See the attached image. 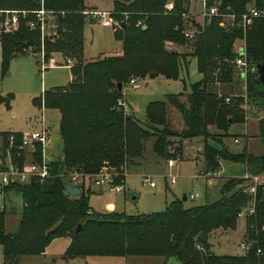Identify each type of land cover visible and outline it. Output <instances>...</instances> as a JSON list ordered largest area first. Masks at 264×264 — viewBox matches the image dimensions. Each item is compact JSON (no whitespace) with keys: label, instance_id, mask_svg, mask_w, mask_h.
Wrapping results in <instances>:
<instances>
[{"label":"trees","instance_id":"16d2710c","mask_svg":"<svg viewBox=\"0 0 264 264\" xmlns=\"http://www.w3.org/2000/svg\"><path fill=\"white\" fill-rule=\"evenodd\" d=\"M168 0H116L111 17L119 22L113 33L121 41L117 53L104 55L81 63L83 27L93 20L83 13L82 0H0V9L31 11L42 6L55 15L53 28L57 36L40 38L37 29H29L27 21L33 19L28 12L19 17L12 31H0V53L6 64L16 55L28 53L30 47H42L43 62L51 51H59L71 62L69 82L60 88L44 91L35 106L56 109L59 113L58 133L61 140V157L48 161L49 175L42 180L31 177L24 183L0 186L4 193L13 189L20 195L21 210L16 228L4 230L3 209H0V246L3 264H16L23 256L43 254L48 243L61 236L69 238L65 258L74 257H160L164 261L175 259L179 264H264V190L256 184L253 194L246 190L251 177L264 173V149L258 155L229 152L208 144V126H214L227 136L232 122L243 120L239 98H216L210 91L213 83L236 87L239 76L233 69L236 56L235 41H244L246 57L256 65L264 62V19L254 18L242 32L239 27L224 31L218 26V17L197 28L188 53H177L169 44H182L181 30L188 13L182 0H172V8L163 7ZM216 4L218 12L239 14L248 6L263 7L264 0H203V6ZM144 19V28L134 26ZM189 21H191L189 19ZM29 51V50H28ZM187 59L185 60V58ZM195 61L198 79L190 84L186 100L182 93L166 94L164 99L146 105L145 120L139 122L131 113H123L116 106L120 98L116 84L131 76L147 77L151 72L166 79H177L189 59ZM64 61V62H65ZM81 64V65H80ZM244 93L249 105L264 97V87L257 74L245 76ZM2 99V98H1ZM2 101V100H0ZM7 104V103H5ZM172 106L180 114L182 128L169 127L166 109ZM258 137L264 147V119L258 122ZM7 134H3V151L7 147ZM201 137L202 170L218 169L220 160L240 162L245 176L228 177L221 184V196L211 203L184 207L174 198L163 210L127 215L93 210L88 204L89 185L101 169L116 173L112 185L123 183L124 170L135 163L144 152V143L151 139V151L160 157L169 155L166 146L169 138L179 144L184 139ZM20 134H13L10 161L18 168L26 160V151L18 149ZM180 146L172 157L181 158ZM17 152L16 156L13 153ZM32 159L40 160V147L35 143ZM72 174H78L80 189L77 196L64 191ZM244 214L245 241L251 243L243 256H214L209 252L207 236L216 230L234 229L239 213ZM80 229L74 232L75 225ZM201 233L205 241L197 239ZM259 250L256 254L255 251Z\"/></svg>","mask_w":264,"mask_h":264},{"label":"rangeland","instance_id":"374dc122","mask_svg":"<svg viewBox=\"0 0 264 264\" xmlns=\"http://www.w3.org/2000/svg\"><path fill=\"white\" fill-rule=\"evenodd\" d=\"M86 10L105 11L111 13L116 0H82ZM167 3V2H165ZM190 8L194 13L188 12L184 19L195 20V26L206 24L201 21L198 13L202 8V0H189ZM164 7V5H163ZM0 9V22L7 20V13ZM116 20L115 17H111ZM54 14L45 15L44 37L57 36V31L53 28ZM87 20L83 27V41L81 63L89 60L101 58L104 55L114 54L121 48V41L115 37L113 30L116 27L102 26L97 18ZM144 19H139L134 26L144 28ZM85 37V39H84ZM85 40V41H84ZM193 39H185L182 44H169L168 47L177 53H188ZM239 45L238 40L235 41ZM39 47H30L28 53L19 54L11 58L4 64L0 53V143L4 139L3 134L13 135L23 134L34 130H39L40 126L46 127L48 132V142L43 146L42 155L44 160L53 161L61 157V140L58 133L59 113L56 109H49L43 106H35L33 99H37L54 88L65 86L69 80L70 71L65 66V54L59 51H51L50 58L44 63H40ZM70 62H74L67 57ZM187 57L185 58V60ZM81 65V64H80ZM44 67V68H43ZM139 86L132 87L126 80L120 85V98L126 101L131 109L128 113L139 121L145 120V108L149 102L164 99L166 94L182 93L180 100L185 101V94L189 93L190 84L198 79L195 71V61L190 58L186 68H182L177 79H166L160 75L152 78L131 76ZM129 78V79H130ZM236 87L227 84L213 83L210 91L216 98H222L226 104L227 97L231 103L233 98H239L237 106L242 109L243 120L232 122L227 130V136L214 126H208L205 141L215 147L226 146L232 153L240 152L243 147L252 154H260L264 147L258 137V122L264 119V97L256 101V106L249 105V99L244 93L243 80L238 79ZM2 98V99H1ZM7 103V104H5ZM42 107V108H41ZM132 111V112H131ZM166 118L174 130L182 128L180 114L172 106L166 109ZM50 123L53 125L50 126ZM233 138L240 142L234 143ZM151 139L144 143L142 156L136 159L135 163L128 165L124 170L123 183L120 185L121 192L117 193L109 185L103 183L100 186L90 183L91 192L88 195V204L94 210L124 213L134 215L138 213L157 212L164 209L166 204L174 198H181L185 193H196L192 199L182 201L184 207L211 203L221 196V184L228 177L245 176L244 166L240 162L230 160H220L215 184L204 178L201 173L202 159L200 151L203 145L201 137L184 139L179 142L175 138H169L167 142L166 157H156L151 151ZM180 146L181 158L175 159V164L168 167L165 162L172 158L176 152L175 148ZM17 152L13 153L16 156ZM10 152L0 145V169L9 164ZM27 157L26 161L27 162ZM25 165V164H24ZM264 174V173H263ZM141 176H146L153 183L150 187L141 182ZM171 176L173 183L171 184ZM9 183H16L7 181ZM19 183V182H18ZM2 184H0L1 186ZM0 209H3L4 230L12 232L15 230L19 220L21 210L20 195L13 189L4 193L0 192ZM103 213V212H100ZM244 214L240 213L236 219L234 229L216 230L207 236L209 252L214 256H232L241 241H244ZM67 236L52 239L43 250V256H23L16 264H160L163 259L160 257H74L65 258L64 253L68 246ZM0 264H3L2 248L0 246ZM164 264H179L175 259L169 258Z\"/></svg>","mask_w":264,"mask_h":264},{"label":"built area","instance_id":"2783aa9c","mask_svg":"<svg viewBox=\"0 0 264 264\" xmlns=\"http://www.w3.org/2000/svg\"><path fill=\"white\" fill-rule=\"evenodd\" d=\"M171 5H168V3L164 4V9L166 11H169L171 9ZM1 12H5L9 15H7V20L0 22V31H12L15 30L18 26V19L19 17H24L26 13L30 12L33 15V19L27 21V26L29 29H37L40 34V38L42 39L44 37V28L46 26L45 24V15L47 13L51 14V10H45L40 6L38 9L31 10V11H25V10H4ZM83 13H86L92 18H97L99 23L103 26L108 27H116L118 25V22L111 18L109 12L105 11H94V10H88L84 11ZM188 13L184 14L186 16ZM199 17L201 18V21H205L208 23L211 17H218V26L222 28L224 31L230 30L232 27L236 26L239 27L242 32L250 25L252 19L254 18H263L264 19V6L263 7H255V6H248L243 12L239 14L234 13H222L218 12L216 4H211L208 7L202 8V10L198 13ZM191 21L187 20L184 24L183 29L181 30L182 36L185 39H193L194 35L197 32V28L193 26L192 22H195L193 18L190 19ZM203 25V23H202ZM200 25V26H202ZM39 58L41 59L40 63L43 62V51L42 47L40 48ZM233 63V69L235 73L239 76V79H242L244 82V78L249 73H256V67L255 65L246 57L245 48H244V41L243 38L240 41V44L236 47V56L232 60ZM65 66L70 68L71 62L70 60L65 61ZM44 68V67H43ZM71 78V75H70ZM128 84H130L132 87L137 88L139 86V83H137L133 78L128 79ZM226 101H228V98H225ZM116 106L120 108V110L123 113L129 112V105L122 100L121 98H118L116 101ZM42 108V107H41ZM262 112L264 113V109H262ZM48 132L46 127L40 126L39 130L30 131L27 133L20 134V144L17 146L18 149H22L26 151V157L27 162L23 163L20 168H18L15 164L11 163L9 160V164L4 167L3 169H0V184L5 185L7 184V181L10 182H19L24 183L27 182L29 178L35 177L39 180H42L43 178L48 177L49 170H48V162L44 160L42 155V149L43 146L48 142ZM234 143H239L240 141L237 138L232 139ZM7 147L6 151H8L11 148V145L13 143V135H8L7 137ZM38 144L40 147V160L35 161L31 158L30 153L34 151V145ZM10 159V157H9ZM175 159H179L178 157H172L166 160L165 164L168 167H172L175 164ZM26 161V160H25ZM25 164V165H24ZM204 178L207 180H210L212 178L217 177V173L215 171L212 172H204L202 174ZM116 176V173H113L110 170L101 169L97 174L94 175L92 179V183L96 186H100L103 183H106L109 185L111 189H115L117 193L121 192L120 185H112L113 178ZM252 184L249 185L247 188V192L249 194H253L255 190L256 184H261L262 189L264 190V176L260 175H254L251 177ZM68 184L72 186H76V183H79L78 174H72L69 178ZM173 178L171 176L170 183H173ZM141 182L147 184L148 186L152 187L153 183L149 180L146 176H141ZM196 193H189L186 195L187 199L194 198ZM252 211V206L247 207L243 209L240 213L246 214L250 213ZM239 213V214H240ZM251 249V243L248 241H241L239 245L237 246V250L234 255L236 256H243L249 253ZM256 254L259 253V250L255 251ZM43 255V254H41Z\"/></svg>","mask_w":264,"mask_h":264},{"label":"water","instance_id":"95a60500","mask_svg":"<svg viewBox=\"0 0 264 264\" xmlns=\"http://www.w3.org/2000/svg\"><path fill=\"white\" fill-rule=\"evenodd\" d=\"M255 67H256L257 79L261 83V85L264 87V62L257 63ZM154 76H156V73L154 72H151L147 75L148 78H152ZM116 88H117V91H120L119 82L116 84ZM50 126H52V123H50ZM64 191L70 196H77L80 193V189L77 186H72L68 183L64 184ZM186 199H187L186 194L183 193L181 195L180 200L185 201ZM79 229H80V224L77 223L74 227V232H77ZM197 239L201 241H205V237L201 233L197 235Z\"/></svg>","mask_w":264,"mask_h":264},{"label":"crops","instance_id":"0c3cea01","mask_svg":"<svg viewBox=\"0 0 264 264\" xmlns=\"http://www.w3.org/2000/svg\"><path fill=\"white\" fill-rule=\"evenodd\" d=\"M183 1V5L184 6H186V8H187V11L188 12H192V13H194V11H192L191 9H189L190 8V4H189V0H182ZM167 3H168V5H171V7H172V0H168L167 1ZM202 8H203V0H202ZM202 8H201V10H202ZM201 10H199V12L201 11ZM199 12H195V13H199ZM103 26V25H102ZM84 39H85V37H84ZM85 41V40H84ZM121 49V48H120ZM120 49L119 50H117V51H115V52H107V53H117L118 51H120ZM68 70H69V68H68ZM70 71V70H69ZM69 76H70V73H69ZM157 76V75H156ZM126 102V101H125ZM127 103V102H126ZM128 104V103H127ZM129 105V104H128ZM129 107H130V105H129ZM130 109H131V107H130ZM132 112V111H131ZM132 114V113H131ZM53 125V124H52ZM0 145H2V148H3V142L1 141V143H0ZM246 151H247V149H246ZM248 153H250L249 151H247ZM154 154V153H153ZM250 154H252V153H250ZM252 155H256V154H252ZM258 155V154H257ZM154 156H156L155 154H154ZM156 157H158V156H156ZM137 162V161H136ZM201 174V173H200ZM260 176H264V174H261ZM210 181H211V184H215L216 182H217V180H216V178H212V179H210ZM91 192V189H90V185H89V193ZM91 207V206H90ZM92 208V207H91ZM93 209V208H92ZM94 210V209H93ZM96 211V210H95ZM100 212H107V211H100ZM223 231H225V230H223ZM235 252L236 251H234L233 252V255L235 254ZM41 256H43V255H41ZM163 263V261L160 263V264H162Z\"/></svg>","mask_w":264,"mask_h":264}]
</instances>
